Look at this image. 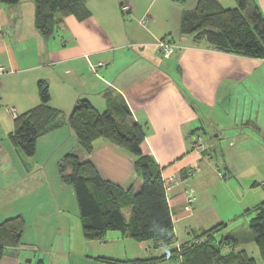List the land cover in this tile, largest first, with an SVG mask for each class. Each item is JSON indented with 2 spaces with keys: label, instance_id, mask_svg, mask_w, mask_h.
<instances>
[{
  "label": "crops",
  "instance_id": "1",
  "mask_svg": "<svg viewBox=\"0 0 264 264\" xmlns=\"http://www.w3.org/2000/svg\"><path fill=\"white\" fill-rule=\"evenodd\" d=\"M123 1L131 5L129 17L121 12ZM218 1L224 7L237 6V0ZM148 2L83 0L91 15L84 20L66 16L49 38L36 28L35 0L0 3V66L5 68L0 76V224L26 216L22 244L7 248L0 264H117L99 258H158L179 244L202 241L199 234L218 224H225L218 239L234 238L224 253L245 250L264 264L249 225L264 205V188L257 187L264 185V57L240 56L196 41L181 32L184 3ZM192 2L197 5L198 0ZM252 2L264 15V0ZM165 37L179 45L170 57L157 51L156 42ZM40 80L49 84L51 105L67 115L80 99L101 112L118 105L128 108L126 121L139 124L146 134L144 152L164 175L176 178L167 191L173 243L137 241L118 230L103 239L85 237L75 188L74 202L59 172L66 154L76 150L104 179L133 194L143 180L132 153L103 138L86 153L69 125L40 137L34 156L13 144L9 134L15 131L16 117L8 108L19 115L40 104ZM197 136L202 146L194 148ZM42 141L47 156L39 160ZM21 153L31 162L20 159ZM237 153L255 168L253 179L246 181L237 170ZM42 172L48 179L32 182ZM122 210L130 218L132 205ZM26 214L35 218V225ZM178 255L148 264H183Z\"/></svg>",
  "mask_w": 264,
  "mask_h": 264
},
{
  "label": "trees",
  "instance_id": "2",
  "mask_svg": "<svg viewBox=\"0 0 264 264\" xmlns=\"http://www.w3.org/2000/svg\"><path fill=\"white\" fill-rule=\"evenodd\" d=\"M252 1L237 0V6L224 7L218 0H198L193 10L184 13L181 32L192 35L196 41L206 40L211 46L224 52L246 57H264V15L258 6L249 19L243 12ZM18 2L19 0H0V3L5 4ZM35 5V25L46 38L55 34L66 16L75 15L84 20L91 15L83 0H35ZM38 90L41 103L15 118V131L9 134L13 144L20 147L27 156H34L40 137L69 125L86 153L94 149V143L99 138L132 153L143 180L141 189L133 194L130 189L125 190L104 179L95 166L83 162L78 154H66L59 163V172L62 181L75 188L85 237L89 240L103 239L109 231L118 230L128 233L137 241L173 243L175 233L162 178L163 168L151 154L144 152L146 134L139 124L126 121L129 116L128 108L118 105L117 108L101 112L88 99H80L67 115L51 105L50 87L45 80L38 82ZM128 204L132 205L130 218L122 210ZM25 223L24 215H16L0 224V261L7 248L22 244ZM223 227L225 224H218L201 232L198 237L202 241L196 244H184L183 264H257L256 259L245 250L229 253L222 251L234 239L216 237ZM250 229L264 259V205H260L250 219ZM177 254L175 249L151 259H99L117 264H148ZM37 264L45 263L39 260Z\"/></svg>",
  "mask_w": 264,
  "mask_h": 264
},
{
  "label": "rangeland",
  "instance_id": "3",
  "mask_svg": "<svg viewBox=\"0 0 264 264\" xmlns=\"http://www.w3.org/2000/svg\"><path fill=\"white\" fill-rule=\"evenodd\" d=\"M149 2H150V0H149ZM148 2V3H149ZM180 3H184V9L186 10V12L187 11H190L191 9H193V8H195V5L196 4H194L193 2H192V0H185V1H182V2H180ZM157 6V3H156V5H154V7H156ZM253 2H250L249 3V8H247L246 10H245V15H246V17L248 18V17H250V16H252V13H253V11H254V9H253ZM121 9V8H120ZM121 12H122V10H121ZM123 13V12H122ZM123 15H126V17H129L128 16V14H123ZM249 19V18H248ZM207 132H211V128H208L207 129ZM39 140H41V139H39ZM39 140H38V142H39ZM38 142H37V144H38ZM80 148L82 149V147L80 146ZM76 150H73V153H78V152H75ZM22 154V157L23 158H21L20 157V159H23L24 161H26L27 163H30L31 162V160L30 159H27V157L23 154V153H21ZM55 155H56V153L54 152L53 153V156L55 157ZM45 156H47V153L46 152H44L43 151V141H42V143H41V145H40V147H39V153H38V155H37V157L39 158V160L40 159H44L45 158ZM221 159V158H220ZM234 159H235V162H236V165H237V170L238 171H240V172H242V174H243V176H245V180L247 181V180H250V179H253V175L255 174V172H256V170H255V168H252V167H249V166H247V165H245L244 163V161H243V157L242 158H240V155H239V153H237L236 155H234ZM219 162V167L221 168V171H223V172H225V170H226V168L224 167V163L222 162V159H221V161H218ZM49 169V172H51L52 171V169H51V166L50 165H48V167H47V170ZM19 171V167L17 166V172ZM199 172V171H198ZM18 174V173H17ZM16 174V175H17ZM18 177V176H17ZM48 177H49V175L48 174H46V172H42V173H37L36 175H33V177L31 178L32 180H34V181H32V182H35V183H37V181L38 180H40L41 182H45L47 179H48ZM229 177H231V175L229 176ZM261 181H259V183H260ZM65 185V184H64ZM65 186H69V187H66L67 188V191H66V194L67 195H69V191L70 192H72V198H74V202H75V200H76V197H75V193H74V188H73V185H68V184H66ZM21 187V186H20ZM257 187H261V188H264V185H263V182L261 183V184H259V185H257ZM70 202L72 203V199L70 200ZM74 207H75V203H74ZM27 215V219H29V223H34V225H35V218L33 219L31 216H29V214H26ZM25 217V221H26V216H24ZM249 225H250V223H249ZM261 260V259H260ZM262 262V261H261ZM260 264H262V263H260Z\"/></svg>",
  "mask_w": 264,
  "mask_h": 264
},
{
  "label": "built area",
  "instance_id": "4",
  "mask_svg": "<svg viewBox=\"0 0 264 264\" xmlns=\"http://www.w3.org/2000/svg\"><path fill=\"white\" fill-rule=\"evenodd\" d=\"M120 8L123 12V14H129L131 12V5L129 3V1H123L122 4L120 5ZM145 21L142 20V23H144ZM156 47H157V51L162 54L163 56L165 57H170L172 56L178 49H179V45H177L173 40H171L170 38L168 37H165V38H162V39H159L157 42H156ZM5 72V68L3 66H0V76ZM9 112L14 116V117H17L18 114L16 112V110L14 108H8ZM195 142L193 144L194 148H199L200 146H202L200 143H199V140L201 139L200 136H197L195 138ZM162 178H163V181H164V187H165V190L166 192L169 191L172 186H173V182L175 181V176L174 175H170V176H167V175H164L163 173V169H162ZM192 197L189 198V202H192ZM190 207L187 206V209ZM199 240H195V244L198 243ZM162 244H166V243H162ZM177 253L179 254V260L181 262H183V246L182 245H178L177 248Z\"/></svg>",
  "mask_w": 264,
  "mask_h": 264
}]
</instances>
